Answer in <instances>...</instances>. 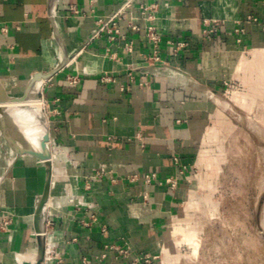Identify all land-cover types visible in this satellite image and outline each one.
I'll return each mask as SVG.
<instances>
[{"label":"crops","instance_id":"1","mask_svg":"<svg viewBox=\"0 0 264 264\" xmlns=\"http://www.w3.org/2000/svg\"><path fill=\"white\" fill-rule=\"evenodd\" d=\"M158 1L161 62L148 60L144 30L124 22L125 36L92 38L114 0H58L71 59L39 92L53 163L45 213L51 264H133L145 253L160 256L150 264H173L171 252L182 244L177 264L195 261L204 221L218 211L210 199L236 126L230 108L253 114L264 103V0ZM205 19L217 21L211 37ZM178 42L185 45L175 53ZM59 51L48 0H0L7 75L26 76L25 89L34 73L56 67ZM21 157L6 175L15 195L3 206L12 220L11 236L0 233V264H31L39 247L34 200L46 167Z\"/></svg>","mask_w":264,"mask_h":264},{"label":"rangeland","instance_id":"2","mask_svg":"<svg viewBox=\"0 0 264 264\" xmlns=\"http://www.w3.org/2000/svg\"><path fill=\"white\" fill-rule=\"evenodd\" d=\"M7 71L0 66L1 91L9 95L22 94L27 77L16 72L7 75ZM38 97L42 114L47 118V103L41 93ZM237 113L239 115L231 114L236 126L226 143L227 163L210 199L218 211L205 219L197 259L186 264H264V103L253 114L240 109ZM7 148L0 140V176L7 164ZM22 156L44 165L30 154ZM22 158L17 159L18 163ZM31 166V169L36 167ZM6 175L0 177V233H8L10 237L7 223L12 216L3 211V206L13 201L15 193L11 177L6 178ZM200 202L207 203L203 199ZM182 245L171 252L173 264H177V251L186 250ZM159 259L160 256L157 261Z\"/></svg>","mask_w":264,"mask_h":264},{"label":"built area","instance_id":"3","mask_svg":"<svg viewBox=\"0 0 264 264\" xmlns=\"http://www.w3.org/2000/svg\"><path fill=\"white\" fill-rule=\"evenodd\" d=\"M116 3L115 11L106 17H102L98 20L97 28L94 30L92 35L96 37L102 32H106L110 39H115L118 36H125V33L122 31V23L124 22L125 26L131 31H140L144 30L145 35L151 46V54L148 57V60L153 62H161L162 57L160 55V43L162 41V36L158 31L157 19L159 13V1L158 0H114ZM73 12L79 13V9L74 7ZM206 27L204 28V33L207 37H211L216 32L215 23L216 20H204ZM169 43L172 44L171 41ZM185 45L184 42L176 43L175 53L178 49L182 48ZM129 50H132L131 46H128ZM164 64V63H161ZM164 70L170 72L176 71L169 63H165L163 66ZM174 69V70H173ZM213 97V94H210ZM231 114H238L235 109L230 108ZM232 114V115H233ZM167 184L170 185L172 189H175L178 185V180L175 177H170L167 179ZM51 220L47 219L45 224L44 238L46 242L45 256L42 264H51L53 260L52 256V235L49 231V225ZM110 249H116L121 255H128L129 250L125 248H120L116 245H110ZM159 255H151L148 253L138 255L134 257L133 264H150L154 261H157Z\"/></svg>","mask_w":264,"mask_h":264},{"label":"bare ground","instance_id":"4","mask_svg":"<svg viewBox=\"0 0 264 264\" xmlns=\"http://www.w3.org/2000/svg\"><path fill=\"white\" fill-rule=\"evenodd\" d=\"M59 56L62 57L61 51H59ZM42 80H37L33 83L27 96L23 100H10L3 95L0 89V140L8 146V158L4 173L9 171L17 159L23 155L18 154L19 150H29L38 154L44 153L42 141L43 137L49 132V129L46 124V118L42 114L38 97ZM23 93L12 96L19 98ZM40 160L44 163L42 159ZM38 200L39 197H36L34 200V210L36 209ZM46 205L44 207V213H46ZM35 261L36 258L31 264H35Z\"/></svg>","mask_w":264,"mask_h":264},{"label":"water","instance_id":"5","mask_svg":"<svg viewBox=\"0 0 264 264\" xmlns=\"http://www.w3.org/2000/svg\"><path fill=\"white\" fill-rule=\"evenodd\" d=\"M57 3H58V0H48V17H49V20H50L52 27H53V36L56 39V41L59 43V45L62 47V50H63L62 58L60 59L59 63L56 65V67L54 69H52L51 71H49L47 73H42V72L34 73L32 75V77L30 78V80L28 81V83L24 89V93L21 97L17 98V97H13L12 95H8L6 93H3V95L6 98H9L10 100H23V99H25V97L27 96L31 86L33 85V83L35 81L42 80V79H44V80L49 79L54 74H56L59 70H61L70 61L71 56L68 54V52L66 50V47L64 45V41L60 35L58 24H57V15H58L57 14ZM0 112H1V109H0ZM49 141H50V133L48 132L43 137V141H42V147L44 149L43 154H38L36 152L29 151V150H19V152H18L19 155L30 154L33 157H37L39 159H42L44 161L45 167H46V181H45L44 190H43L41 196L39 197L38 204H37L35 212H34L35 229H36V232L38 234V244H39L35 264H42V262L44 260V256H45V249H46V242H45V238L43 235V231L45 230V224H46L44 207H45V205H46V203L50 197V187H51L52 169H53L52 161H51V152H50V148L48 145ZM7 172L4 173L3 176L6 175Z\"/></svg>","mask_w":264,"mask_h":264}]
</instances>
